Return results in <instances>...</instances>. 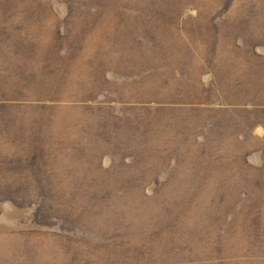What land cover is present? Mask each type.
Wrapping results in <instances>:
<instances>
[{"label": "rangeland", "instance_id": "1", "mask_svg": "<svg viewBox=\"0 0 264 264\" xmlns=\"http://www.w3.org/2000/svg\"><path fill=\"white\" fill-rule=\"evenodd\" d=\"M0 264H264V0H0Z\"/></svg>", "mask_w": 264, "mask_h": 264}]
</instances>
